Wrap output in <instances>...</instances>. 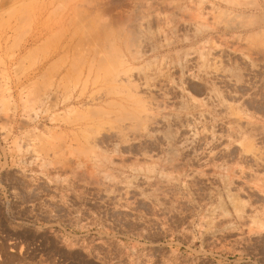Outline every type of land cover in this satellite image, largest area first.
Here are the masks:
<instances>
[{
  "label": "rangeland",
  "instance_id": "374dc122",
  "mask_svg": "<svg viewBox=\"0 0 264 264\" xmlns=\"http://www.w3.org/2000/svg\"><path fill=\"white\" fill-rule=\"evenodd\" d=\"M0 264H264V0H0Z\"/></svg>",
  "mask_w": 264,
  "mask_h": 264
}]
</instances>
